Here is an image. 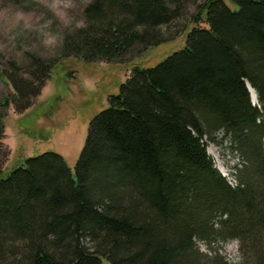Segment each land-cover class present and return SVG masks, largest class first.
Masks as SVG:
<instances>
[{
	"label": "trees",
	"instance_id": "trees-1",
	"mask_svg": "<svg viewBox=\"0 0 264 264\" xmlns=\"http://www.w3.org/2000/svg\"><path fill=\"white\" fill-rule=\"evenodd\" d=\"M190 1L90 0L61 57L121 62L163 42ZM232 1L199 3L181 49L133 67L91 120L75 174L47 151L0 176V264H236L197 245L232 239L239 264H264V0ZM27 55L30 79L0 70L16 92L5 104L20 111L55 64ZM205 138L237 152L235 184Z\"/></svg>",
	"mask_w": 264,
	"mask_h": 264
},
{
	"label": "rangeland",
	"instance_id": "rangeland-1",
	"mask_svg": "<svg viewBox=\"0 0 264 264\" xmlns=\"http://www.w3.org/2000/svg\"><path fill=\"white\" fill-rule=\"evenodd\" d=\"M89 1L27 0L19 5L0 0V70L27 80V52L55 60L50 78L24 111L17 109V103L5 104L6 97L12 98L16 92L0 73V128L4 130L0 176L6 177L14 168L24 165L25 158L47 151L61 154L75 174L91 120L109 106V96L119 91L134 66H154L186 44L188 31L194 26L190 19L204 0H191L179 19L162 26L163 42L146 50L135 47L121 62L61 57L64 34L85 24L83 10ZM225 1L232 9L238 8L232 0ZM184 25L188 28L175 34ZM197 25L208 26L204 21ZM12 63L23 70H15ZM222 136V132L217 134L219 139ZM205 141L216 167L235 184V166L240 162L237 152L229 148L228 141L222 145L207 138ZM197 245L205 253L218 249L230 262H240L239 243L235 239L212 244V248L201 240H197Z\"/></svg>",
	"mask_w": 264,
	"mask_h": 264
},
{
	"label": "bare ground",
	"instance_id": "bare-ground-1",
	"mask_svg": "<svg viewBox=\"0 0 264 264\" xmlns=\"http://www.w3.org/2000/svg\"><path fill=\"white\" fill-rule=\"evenodd\" d=\"M248 88H249V91L251 92L253 103L258 105L259 100H258L256 91L252 88L250 84H248Z\"/></svg>",
	"mask_w": 264,
	"mask_h": 264
}]
</instances>
